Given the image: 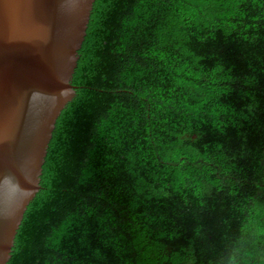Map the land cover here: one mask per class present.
Listing matches in <instances>:
<instances>
[{
  "label": "trees",
  "instance_id": "trees-1",
  "mask_svg": "<svg viewBox=\"0 0 264 264\" xmlns=\"http://www.w3.org/2000/svg\"><path fill=\"white\" fill-rule=\"evenodd\" d=\"M7 264H264V0H95Z\"/></svg>",
  "mask_w": 264,
  "mask_h": 264
},
{
  "label": "water",
  "instance_id": "water-1",
  "mask_svg": "<svg viewBox=\"0 0 264 264\" xmlns=\"http://www.w3.org/2000/svg\"><path fill=\"white\" fill-rule=\"evenodd\" d=\"M95 0H0V264L40 177Z\"/></svg>",
  "mask_w": 264,
  "mask_h": 264
}]
</instances>
